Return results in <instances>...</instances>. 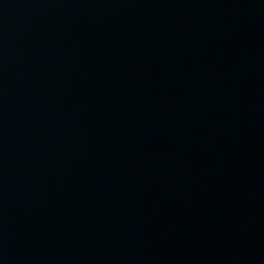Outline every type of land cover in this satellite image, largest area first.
<instances>
[{
	"label": "water",
	"instance_id": "1",
	"mask_svg": "<svg viewBox=\"0 0 264 264\" xmlns=\"http://www.w3.org/2000/svg\"><path fill=\"white\" fill-rule=\"evenodd\" d=\"M0 264H264V0H0Z\"/></svg>",
	"mask_w": 264,
	"mask_h": 264
}]
</instances>
